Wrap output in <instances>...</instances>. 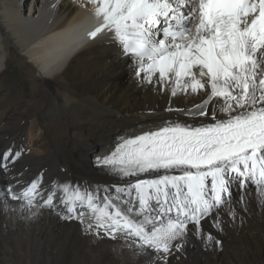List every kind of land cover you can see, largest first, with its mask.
Masks as SVG:
<instances>
[{"label":"snow or ice","instance_id":"6c2138e0","mask_svg":"<svg viewBox=\"0 0 264 264\" xmlns=\"http://www.w3.org/2000/svg\"><path fill=\"white\" fill-rule=\"evenodd\" d=\"M89 2L99 19L89 35L107 30L139 83L173 97L206 99L193 106L198 112L165 109L190 116L191 123L161 118L146 131L118 136L114 150L97 157L117 177L103 206L95 192L67 182L45 185L41 174L0 188L3 212L34 216L48 209L83 223L86 202L95 229L131 240L129 247L138 241L135 254L153 250L158 264L183 252L190 236L205 247L219 245L202 221L215 226L223 214L235 219V205L247 211L253 195L264 201V0ZM20 155L11 147L0 152V172L10 174ZM87 228L94 229L91 219Z\"/></svg>","mask_w":264,"mask_h":264},{"label":"bare ground","instance_id":"6f19581e","mask_svg":"<svg viewBox=\"0 0 264 264\" xmlns=\"http://www.w3.org/2000/svg\"><path fill=\"white\" fill-rule=\"evenodd\" d=\"M94 12L89 0H0V152L11 147L21 153L10 174L0 172V188L42 174L45 185L67 182L95 192L103 206L109 190L115 194L117 177L97 164V157L109 153L118 136L148 130L161 118L191 123L190 116L165 109L198 112L193 106L206 99L173 97L168 89L161 93L139 83L107 30L89 35L99 25ZM66 27L77 42L55 55L52 46L66 40L59 32ZM9 60L28 92L7 77ZM205 107L210 117L211 106ZM2 208L0 202V264H158L153 250L135 254L138 241L129 247L131 240L95 229L91 211L84 210L82 223L48 209L33 216ZM235 208V219L223 214V223L215 226L202 221L205 235L215 236L219 245L208 241L211 247H205V241L190 236L183 252L168 257L169 264H264V201L253 195L247 211L239 204ZM90 219L93 230L87 228Z\"/></svg>","mask_w":264,"mask_h":264},{"label":"rangeland","instance_id":"374dc122","mask_svg":"<svg viewBox=\"0 0 264 264\" xmlns=\"http://www.w3.org/2000/svg\"><path fill=\"white\" fill-rule=\"evenodd\" d=\"M6 74H7L8 78L16 81V83H15L16 88L21 89L25 92H28L29 87L27 86V84H25L23 82L24 79L21 75L19 68L14 66V64H11V60H9V62H8Z\"/></svg>","mask_w":264,"mask_h":264}]
</instances>
